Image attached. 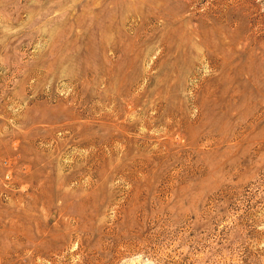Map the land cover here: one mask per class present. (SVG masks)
I'll return each instance as SVG.
<instances>
[{"label": "rangeland", "instance_id": "rangeland-1", "mask_svg": "<svg viewBox=\"0 0 264 264\" xmlns=\"http://www.w3.org/2000/svg\"><path fill=\"white\" fill-rule=\"evenodd\" d=\"M0 264H264V0H0Z\"/></svg>", "mask_w": 264, "mask_h": 264}]
</instances>
